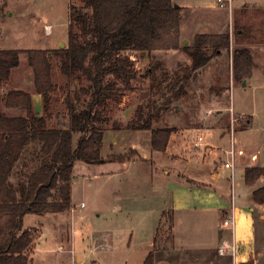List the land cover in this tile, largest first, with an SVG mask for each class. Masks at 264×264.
Masks as SVG:
<instances>
[{
  "label": "rangeland",
  "instance_id": "rangeland-1",
  "mask_svg": "<svg viewBox=\"0 0 264 264\" xmlns=\"http://www.w3.org/2000/svg\"><path fill=\"white\" fill-rule=\"evenodd\" d=\"M83 1L0 0V49H55L61 44L66 45L71 8L73 5L81 6ZM174 3L182 8V34L186 38L193 33L228 32L229 25L235 27L234 23L237 28L245 29L243 38L236 43L233 30V34L230 33L233 38L230 48L223 50L221 55L210 61L211 68L207 73L204 71L203 76L204 68L195 73L185 87L187 92L178 99L170 100L167 107V98L172 94L166 92V97L162 91L166 90L165 86L175 78L176 72L184 75L185 69L190 66L187 63L189 55L182 50H157L152 54L133 51L125 53L134 62L137 72L134 78L129 79V83L118 80L117 92L100 108L103 116L109 119L100 125L105 130L101 153L107 158L134 150L138 152V156L123 162L108 161L104 164L76 161L72 176L71 209L44 215L26 214L24 217V227H37L41 232L35 242L32 264H133L143 254L138 244L150 238L149 219L145 222L148 230L141 217L144 211L153 208L167 212L159 221L158 215L155 217L159 222L158 239L161 238V243L165 245L172 242L174 219L170 213L173 214L175 199L173 186L167 187L164 170L171 171L170 178L175 182L174 185H178L175 180L180 179V184L191 186L192 181L188 178L190 177L204 182L209 187V172L203 174L192 168L186 170L185 163H178L169 158V152L153 149L151 131L127 129V125L135 118L139 107H145L147 111L153 106L166 107L161 123L178 126L180 129L191 127L189 118L199 117L203 103L207 107L213 104L229 107L230 92L226 90L225 94H222L221 91L225 80L232 84L235 49L239 45L245 47L250 42H258L261 47L264 46V0H233L232 13L228 7H220L218 0H175ZM186 4L185 8L182 7ZM156 61H162L170 74L169 79L160 83V88L157 81L152 86L151 77L146 74L151 62ZM53 81L56 89L51 93V117L48 119V126L56 128L61 126V122L67 126L69 114L65 104L66 98L78 92L83 99L90 101L91 94L82 89H87L91 81L84 73L72 78L66 76L61 72L58 59H53ZM107 81L114 80L108 77ZM235 84L232 102L235 104L237 117L240 112L253 114L254 120L249 123V128L259 134L264 129V81L256 77L248 85L237 81ZM13 89L27 90L32 96L35 93L34 71L28 63V54L25 51L20 54L19 67L14 69L10 80L0 88V110L11 116L26 115V111L22 109L6 107L4 96ZM34 104L36 112L46 115L42 96L39 105L35 101ZM205 111L208 112L207 109ZM216 114L219 112H213L212 116ZM247 118L245 115L233 120L231 114L225 113L218 122L224 128L232 126L233 121L237 132L243 128ZM229 130L230 133L231 129ZM77 137L78 135H75V142ZM115 137L117 139L114 140ZM180 137L186 140L187 149L180 153L181 156L190 155L191 150L196 152L204 149L203 146L195 147L191 144L192 137L186 136L185 133ZM177 140L175 138L173 144H176ZM213 144L215 147L221 144L220 147L229 148L219 141ZM194 160L203 163L200 156L194 157L190 162ZM221 160L226 161V156L223 155ZM221 160H214V164L219 168ZM222 169L219 180H216L213 186L218 191L221 190L225 201L231 205V170ZM235 179V206H243V197L240 196L241 192L247 190L242 185L243 178L239 170ZM180 200L185 199L182 197ZM186 202L199 204L198 199H186ZM215 210L205 213L195 210L175 211L177 240L192 248L218 245L221 231L219 226L223 218ZM257 232L261 240L264 236V226L260 222H257ZM159 255L166 263L173 264L172 250H162Z\"/></svg>",
  "mask_w": 264,
  "mask_h": 264
},
{
  "label": "trees",
  "instance_id": "trees-1",
  "mask_svg": "<svg viewBox=\"0 0 264 264\" xmlns=\"http://www.w3.org/2000/svg\"><path fill=\"white\" fill-rule=\"evenodd\" d=\"M181 10L173 0H84L71 8L68 42L55 49H0V88L10 80L20 65V54H28L34 71L36 93L43 98L46 115L35 110L32 94L13 89L4 96L9 109H22L26 115L11 116L0 110V264H32L39 232L37 227H24L26 214L44 215L71 209V188L76 161L104 164L123 162L138 156L137 151L102 156L107 122L100 108L117 92L118 80L125 83L134 78L136 70L126 52L149 53L157 50H182L192 62L184 75L175 78L162 91L168 102L178 99L195 73L228 50L230 32L198 33L192 45L181 43ZM235 24L234 38L239 43L245 29ZM237 28V29H236ZM53 59L59 60L61 72L72 78L84 73L91 81L87 89L91 100L80 93L65 100L69 124L48 126L51 117ZM234 79L243 82L252 77L256 66L251 50L240 45L233 53ZM146 74L152 86L169 79L162 61L151 62ZM112 77L114 81H107ZM173 78V77H172ZM166 107H139L127 129L151 131L154 150L165 152L178 126L162 124ZM75 135H78L75 142ZM28 154V157H27ZM21 165V166H20ZM264 177V167L247 166L245 182L253 186ZM254 202L264 205V186L253 191ZM144 264H155L151 251Z\"/></svg>",
  "mask_w": 264,
  "mask_h": 264
},
{
  "label": "crops",
  "instance_id": "crops-1",
  "mask_svg": "<svg viewBox=\"0 0 264 264\" xmlns=\"http://www.w3.org/2000/svg\"><path fill=\"white\" fill-rule=\"evenodd\" d=\"M175 2V0H173ZM246 5V4H245ZM186 5H183L182 7H186ZM233 8H230V13ZM182 23V20H181ZM231 23V22H230ZM230 29L229 32L233 34L234 26L232 24L229 25ZM224 33V32H219ZM198 33H193L189 38H186V36H183L182 34V24H181V43L186 44V41H188L189 45H192L193 40ZM258 34V32H257ZM184 39H186L184 41ZM258 41V39L256 40ZM233 42V38H232ZM62 45V44H61ZM232 46H234L232 44ZM252 52V55L254 57V61L256 63V66L253 71V75L251 78L246 80V85H248L251 81H253L254 78L258 77L261 81H264V46H260L258 42H250L248 45H246ZM260 46V47H259ZM178 51V50H175ZM188 58V65H191V58ZM211 68L210 64H208L202 71V76L205 74L204 71L207 73L208 69ZM234 78L232 80V84L230 85L229 81L225 80L224 88L222 89L221 93L225 94L226 90H229L230 92V106H220L213 104V106H205V103L201 104L203 105V110L201 109V112L199 114V119L196 117L189 118L190 121V128H186L189 126H186L184 129H180L178 127L177 132H175L170 139L168 148L165 152H169L168 156L171 157L172 160L178 162V163H185L186 170L189 168H192L194 171L202 172L203 174L205 172H209L210 177V185L207 187V184L204 182L196 181L193 178L188 177L192 182V185L187 184H180L182 181L175 180L178 185H174L175 182L171 181V171L169 169L164 170L165 179L167 183V187L173 186V194H174V204H173V214L170 213L174 219V222L172 224V242L170 245L162 244V239H158V228H159V222H157V219L155 220L156 215H158V221L160 219L164 218V214L167 213L163 210H155L153 208H150L148 211H144L141 214V217L144 219V225L147 226L146 219H149V227H150V238L144 243L138 244V247L141 248L143 251L141 257L139 259L135 260L134 263L136 264H144V261L148 254L153 251L155 253V264H168L165 261L162 260L161 256L159 255L162 250H172V253L174 254L173 258V264H264V236L261 237V240L258 238V232H257V222H260L264 226V205L258 204L254 202L253 200V191L257 188H260L264 186V177H261L257 180V182L253 186H248L245 182L244 173L247 166H253V165H260L264 167V129L263 131H260L259 134H255L252 129L249 128V123H251L254 120V116L251 113H245L240 112L239 117H237L236 108L234 102H232V90L235 86ZM40 94L35 93L33 94V101L36 102V104L40 102ZM35 106V104H34ZM207 109L208 112L205 110ZM204 111V112H203ZM243 111V110H242ZM213 112H219V114L212 116ZM229 113L232 115L233 120L235 118H240L241 116L247 115L248 118L243 125V128L241 127L238 129V131H235V137L237 138V147L239 149H242L244 151L243 155H238L236 158V167L234 171V175L232 177V173L230 175L229 182L231 183L232 187V202L231 205L227 203L224 199V194L221 193V190L218 191L216 187H214V183L216 180H219V177L221 175V171L223 170L221 167L217 164H214V160L217 159V154L215 153H209V149L206 151V146L201 145L204 147L203 150L200 151H192L190 155L187 156H181L180 153L186 149V140L182 139L180 135L186 134V136L192 137V141L195 147H196V141L198 136L205 135L204 136V143L206 145L214 146L213 143L219 141L222 142L224 146H230L231 143V132L229 133V128L232 129V126H234V122H231L230 127H224L219 125V119L222 118L223 114ZM198 116V114H197ZM188 119V120H189ZM221 120V119H220ZM188 124V123H187ZM189 125V124H188ZM174 126V125H173ZM184 130L182 133L181 131ZM193 133V134H192ZM196 136V138H195ZM177 138L176 144L174 142V139ZM117 139V137L114 138V140ZM221 144L217 145L220 146ZM199 147V146H198ZM187 151V149H186ZM209 153V154H208ZM197 154V155H196ZM200 156L202 157V162L200 163L198 161L190 162V160H193L194 157ZM197 163V164H196ZM210 166V168L208 167ZM158 169V167H156ZM176 170V169H175ZM174 170V171H175ZM237 170L240 171V175L243 178L242 185L246 192H241V198L243 197L244 205L243 206H235V200L236 195L235 193V187H236V172ZM173 171V172H174ZM178 175V174H177ZM176 175V176H177ZM178 177V176H177ZM178 186V187H177ZM214 188H213V187ZM72 189V188H71ZM72 194V190H71ZM249 194V196H248ZM183 197L185 199L184 201L180 200ZM187 200L191 199H198L199 204L195 205L192 202H186ZM234 208V209H233ZM216 209L219 216L225 219L226 215L229 213H232L234 210V213L236 215V226L235 231H232L230 228L225 227L223 225V220L220 224V234H219V240L218 245H204V246H196L191 247L187 246L186 244H183V242H179L175 236V232L177 230V224L175 222V214L174 212H186L190 210H195L197 212L205 213L209 212V210ZM48 214V213H47ZM154 217V219H153ZM149 227L147 226L148 230ZM149 237V236H148ZM235 240L237 242L240 251L236 257V259H233L230 255H221L218 252L219 247L224 242H232ZM161 244V245H160ZM133 263V264H134Z\"/></svg>",
  "mask_w": 264,
  "mask_h": 264
},
{
  "label": "built area",
  "instance_id": "built-area-1",
  "mask_svg": "<svg viewBox=\"0 0 264 264\" xmlns=\"http://www.w3.org/2000/svg\"><path fill=\"white\" fill-rule=\"evenodd\" d=\"M232 2L233 0H218L220 7L223 8L228 7L229 9L232 7ZM201 145H205L206 148L209 149V153L217 154V158H219V160H221V157L225 155L226 161L221 160L219 162V165L221 166V168H230L233 177L236 167V158L238 155L244 154V151L237 147V138L235 137L234 127L232 126L231 129V143L229 148L225 149L220 146L215 147V146L206 145V143H204V137L202 135L198 136L196 141V146H201ZM223 225L225 227L230 228L232 231H235L236 215L234 213V210L232 213L226 215L225 219L223 220ZM239 251L240 248L237 242H235V240H233L231 243L224 242L218 249L219 254L230 255L233 259H236Z\"/></svg>",
  "mask_w": 264,
  "mask_h": 264
},
{
  "label": "water",
  "instance_id": "water-1",
  "mask_svg": "<svg viewBox=\"0 0 264 264\" xmlns=\"http://www.w3.org/2000/svg\"><path fill=\"white\" fill-rule=\"evenodd\" d=\"M64 46H65V44H62V45H61V47H64ZM242 84H243V85H246V80H244V81L242 82Z\"/></svg>",
  "mask_w": 264,
  "mask_h": 264
}]
</instances>
